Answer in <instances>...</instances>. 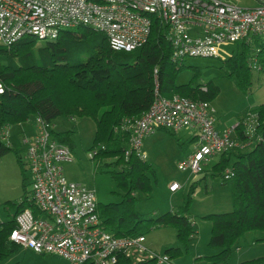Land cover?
I'll use <instances>...</instances> for the list:
<instances>
[{"label":"trees","instance_id":"16d2710c","mask_svg":"<svg viewBox=\"0 0 264 264\" xmlns=\"http://www.w3.org/2000/svg\"><path fill=\"white\" fill-rule=\"evenodd\" d=\"M78 27H83L80 34L66 28L52 39L23 36L11 44H0V81L3 85L0 92V155L8 150L17 154L24 189L20 200H6L16 207L8 219L0 221V261L20 247L8 238L16 224L15 215L25 206L33 209L29 198L31 189H26L29 178L27 168L17 149L2 138L1 131L6 125L25 121L34 114L50 122L60 115L70 119L81 116L93 119L95 129L89 149H97L91 158L105 160L106 171L122 190L118 201L98 202L104 227L116 235H145L155 226L174 227L178 244L163 250L169 257V264H173L172 258L188 248L196 231L189 203L199 180L195 178L190 182L181 205L155 216L140 213L134 208L135 192H149V172L154 170L151 162L134 152L124 158L128 134L115 132L114 127L124 116H138L148 108L155 85L154 67L158 70L159 91L165 96L178 93L210 101L217 92V86L211 82L192 84V79L176 82L183 61L172 60L171 43L166 37L164 25L156 16H152L146 40L131 50H114L104 34L99 38H88V33L96 30L88 26ZM239 43L242 49L222 60L246 79L252 55L248 52L250 45L255 44L254 55L257 58L264 52V40L254 37L249 42L242 40ZM70 44L84 47L87 52L85 57L80 58L75 49L71 52ZM189 66L193 69L197 67ZM249 108L240 112L237 119ZM250 109L258 114L260 139L248 148L221 152L211 164V174L221 176L224 182L230 184L232 196V209L201 215L211 222L208 245L219 248L207 255L213 262L226 261L238 246L239 238L247 231H264V102ZM241 130L242 126L238 125L239 139L244 137ZM52 131L59 141L72 146L71 130ZM226 167L233 171L229 179L223 178ZM262 260L263 256H258L238 264H259ZM137 264H155V260L146 259Z\"/></svg>","mask_w":264,"mask_h":264},{"label":"built area","instance_id":"2783aa9c","mask_svg":"<svg viewBox=\"0 0 264 264\" xmlns=\"http://www.w3.org/2000/svg\"><path fill=\"white\" fill-rule=\"evenodd\" d=\"M152 16L164 25L171 58L179 63L187 56L225 59L233 51L225 52L222 45L254 37L264 40V0L251 6L229 0H0V44L23 36L52 39L63 29L88 26L101 31L112 49L131 50L146 40ZM256 60L253 53L249 64ZM157 75L154 67L148 108L138 116H124L114 127L115 132L128 134L125 159L133 152L145 158L142 138L160 127L173 132L197 130L194 149L177 160L180 169L195 174L204 171L212 156L248 148L260 139L256 111L249 108L236 123L219 128L211 101L178 93L165 96L159 91ZM34 125V134L21 139L33 209L25 206L15 215L8 238L36 252L58 255L67 264H137L146 259L169 264L168 255L152 250L144 234L116 235L104 227L94 188L70 181L62 172L61 162L72 158L70 147L54 136L49 120L35 115ZM238 125L243 139L237 136ZM9 126L1 131L6 142ZM96 149L89 151L90 157ZM232 174L226 167L223 178ZM179 187L175 180L169 184L171 191Z\"/></svg>","mask_w":264,"mask_h":264},{"label":"rangeland","instance_id":"374dc122","mask_svg":"<svg viewBox=\"0 0 264 264\" xmlns=\"http://www.w3.org/2000/svg\"><path fill=\"white\" fill-rule=\"evenodd\" d=\"M239 5H254V0H231ZM74 34L83 32V27L72 28ZM76 32V33H75ZM101 31H91L88 38H99ZM92 41V40H90ZM70 51L77 50L80 58L87 54L84 47L77 48L69 45ZM225 52H236L242 49L239 41L222 45ZM256 50L255 44L250 45L249 54ZM189 65L197 66L193 69ZM250 69L245 79L244 75L233 71L221 57L187 56L176 76V82H186L192 79V84L211 82L217 86L216 94L211 103L216 112L217 121L222 126L236 123L237 116L245 108L256 107L264 102V52L257 56L255 63L248 61ZM196 71V75L193 73ZM34 114L27 120L11 125L9 143L13 145L22 161L25 162V144L18 132L25 126L27 133L34 131ZM21 123V125H20ZM54 130H71L72 158L61 162L62 172L70 181L81 182L94 188L96 199L100 203L118 201L121 198L120 190L111 178L104 159L91 158V145L95 123L89 116L74 117L73 119L57 116L52 119ZM190 129H181L177 132L167 128H158L142 140V149L145 158L151 162L153 172H149L151 189L149 192L136 191L134 208L147 216H155L161 212L179 206L184 202L189 184L198 178V184L191 195L189 212L195 226L194 237L188 248L172 258L173 264H238V262L253 257L263 256L259 264H264V231L250 230L244 233L226 261L213 262L207 255L218 251V247L208 245L211 222L202 214L221 212L232 209L231 188L219 175L211 174V164L218 159L214 155L205 165L203 172L195 174L189 170H182L177 166V160L193 148ZM12 140V142H10ZM107 159H110L109 157ZM203 176V177H201ZM177 181L180 187L176 191L169 190V184ZM26 189H30V179ZM24 193L21 183L20 166L14 150H8L0 155V220L10 217L15 210V204L6 200H20ZM149 247L162 252L165 247L178 244L174 227L170 225L155 226L145 233ZM0 264H67L66 260L52 253H39L28 247H19L11 252Z\"/></svg>","mask_w":264,"mask_h":264},{"label":"crops","instance_id":"0c3cea01","mask_svg":"<svg viewBox=\"0 0 264 264\" xmlns=\"http://www.w3.org/2000/svg\"><path fill=\"white\" fill-rule=\"evenodd\" d=\"M229 1H231V0H229ZM233 2V1H232ZM254 2H255V0H254ZM34 124V123H33ZM20 125H21V123H20ZM13 126V125H12ZM217 126L219 127V128H224V127H226V126H222V125H220V123L217 121ZM11 125L9 126V133H8V140H9V136H10V133H11ZM188 130V129H187ZM190 131L191 132H193V134L190 136V138L189 139H191L192 140V142L194 143L193 144V148L190 150V151H192L193 149H194V147H195V144H196V140H197V136H198V133H197V130H195V129H190ZM18 132H20V133H22L21 134V139H22V136L23 135H28V136H31L32 134H34V132H35V125H34V131L30 134V133H27V130H26V128H25V126H23V127H21L20 128V130L18 131ZM10 142H12V140L10 141ZM142 142H143V140H142ZM141 149H142V145H141ZM143 151V150H142ZM189 151V152H190ZM144 152V151H143ZM188 152V153H189ZM187 153V154H188ZM187 154H185V155H187ZM184 157V156H183ZM181 158V157H180ZM179 158V159H180ZM170 190V189H169ZM177 190V189H176ZM176 190H174V191H176ZM171 191V190H170ZM171 192H173V191H171ZM14 212V211H13ZM12 212V213H13ZM8 219V218H7ZM6 220V219H5ZM0 221H3V220H0ZM193 237H194V234H193ZM145 243L148 245V246H150L147 242H146V240H145ZM20 247H22V246H20ZM163 252V251H162Z\"/></svg>","mask_w":264,"mask_h":264}]
</instances>
